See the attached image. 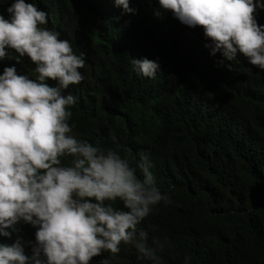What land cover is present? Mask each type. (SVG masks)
Segmentation results:
<instances>
[{
  "label": "trees",
  "instance_id": "obj_1",
  "mask_svg": "<svg viewBox=\"0 0 264 264\" xmlns=\"http://www.w3.org/2000/svg\"><path fill=\"white\" fill-rule=\"evenodd\" d=\"M26 2L84 54V80L66 90L77 98L69 109L73 135L116 148L115 134L117 150L133 163L147 154L170 196L141 224L149 246L154 238L163 246L160 264H184L186 256L189 264H264V71L240 55L230 71L217 66L220 54L209 55L202 28L158 15L156 0H129L134 15L113 0ZM11 3L0 0V14ZM10 54L0 74L15 66L34 78L27 57L15 63ZM131 59L157 61L156 78L136 73ZM90 264L152 262L122 245Z\"/></svg>",
  "mask_w": 264,
  "mask_h": 264
},
{
  "label": "clouds",
  "instance_id": "obj_2",
  "mask_svg": "<svg viewBox=\"0 0 264 264\" xmlns=\"http://www.w3.org/2000/svg\"><path fill=\"white\" fill-rule=\"evenodd\" d=\"M181 25L200 27L209 55L231 70L238 55L264 71V0H156ZM135 14L129 0H113ZM0 14V61L10 50L35 66L34 78L15 66L0 74V264H90L129 246L152 264L162 249L149 246L142 222L171 198L162 193L147 154L133 163L116 148L73 135L69 109L77 98L66 90L84 80V54L46 27L47 13L12 0ZM228 62V63H225ZM133 70L155 79L157 61L131 59ZM51 82V83H50ZM119 204L120 207H116ZM31 230V239H28ZM104 257V256H102ZM189 264V258H184Z\"/></svg>",
  "mask_w": 264,
  "mask_h": 264
}]
</instances>
